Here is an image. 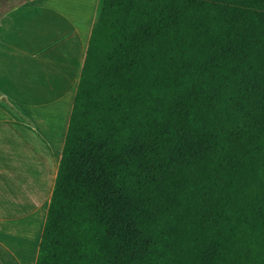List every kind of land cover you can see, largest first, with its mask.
<instances>
[{"label":"trees","instance_id":"obj_1","mask_svg":"<svg viewBox=\"0 0 264 264\" xmlns=\"http://www.w3.org/2000/svg\"><path fill=\"white\" fill-rule=\"evenodd\" d=\"M35 264H264V0H100Z\"/></svg>","mask_w":264,"mask_h":264},{"label":"crops","instance_id":"obj_2","mask_svg":"<svg viewBox=\"0 0 264 264\" xmlns=\"http://www.w3.org/2000/svg\"><path fill=\"white\" fill-rule=\"evenodd\" d=\"M89 8L31 0L0 19V97L11 106H0V264L36 262L96 19Z\"/></svg>","mask_w":264,"mask_h":264},{"label":"rangeland","instance_id":"obj_3","mask_svg":"<svg viewBox=\"0 0 264 264\" xmlns=\"http://www.w3.org/2000/svg\"><path fill=\"white\" fill-rule=\"evenodd\" d=\"M26 1H14V2H4L0 3V19L2 18V15L7 12L12 6L18 5L20 3H24ZM50 2H53L54 4L64 7L70 10H74L76 7H79L81 5L90 6L89 13L92 17H97L98 11H99V2L100 0H50ZM5 99L0 97V106H5L7 109L11 110V106L8 103H4Z\"/></svg>","mask_w":264,"mask_h":264}]
</instances>
